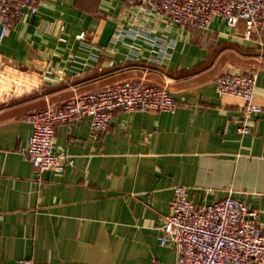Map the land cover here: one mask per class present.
Returning <instances> with one entry per match:
<instances>
[{"label": "crops", "instance_id": "1", "mask_svg": "<svg viewBox=\"0 0 264 264\" xmlns=\"http://www.w3.org/2000/svg\"><path fill=\"white\" fill-rule=\"evenodd\" d=\"M44 1L0 39V53L44 75L37 91L0 104V264H177L159 238L178 185L197 205L238 197L264 223V35L218 17L204 30L167 26L126 0ZM118 29L130 34L114 42ZM136 29L176 40L163 64ZM227 71L256 76L262 112L247 134L242 100L216 91ZM126 80L167 87L175 112L116 110L105 132L86 117L58 125L54 150L74 160L62 171L21 154L30 113Z\"/></svg>", "mask_w": 264, "mask_h": 264}, {"label": "built area", "instance_id": "2", "mask_svg": "<svg viewBox=\"0 0 264 264\" xmlns=\"http://www.w3.org/2000/svg\"><path fill=\"white\" fill-rule=\"evenodd\" d=\"M147 13L162 15L167 26L204 30L213 18L226 20L231 26L245 22L246 36L264 35V0H126ZM44 0H0V39L16 21L36 14ZM61 42H65V26H58ZM152 47V62L163 64L176 46L175 39L153 36L136 29L133 35ZM130 34L129 29L115 30L114 42ZM96 58V57H95ZM113 64V61H110ZM47 75V73H45ZM43 72L20 68L0 53V104L37 91L43 84ZM219 95L242 100L238 131L250 132L249 121L262 112L255 103L256 76L253 73L227 71L216 80ZM176 103L167 87L145 80H126L103 89L74 95L62 105H48L30 113L26 120L32 131L21 154L40 171H62L74 160L54 150L56 128L74 119L86 117L92 130L105 132L116 110L165 111L174 113ZM160 244H171L177 251V264H264V223L258 212L240 198L229 195L222 200L197 205L189 198L187 187H174L170 212L161 225ZM15 264H34L19 259Z\"/></svg>", "mask_w": 264, "mask_h": 264}, {"label": "water", "instance_id": "3", "mask_svg": "<svg viewBox=\"0 0 264 264\" xmlns=\"http://www.w3.org/2000/svg\"><path fill=\"white\" fill-rule=\"evenodd\" d=\"M37 264V263H36Z\"/></svg>", "mask_w": 264, "mask_h": 264}]
</instances>
